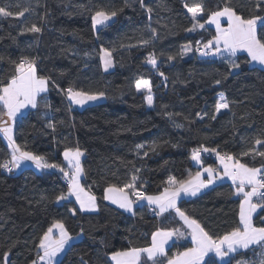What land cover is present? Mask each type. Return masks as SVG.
<instances>
[{
  "label": "trees",
  "instance_id": "trees-1",
  "mask_svg": "<svg viewBox=\"0 0 264 264\" xmlns=\"http://www.w3.org/2000/svg\"><path fill=\"white\" fill-rule=\"evenodd\" d=\"M5 2L12 5L14 13L29 5L33 10L23 17L0 18V57L4 58L0 60V80L7 81L14 71L10 61L28 56L38 58L39 74L51 77L58 86L49 83V91L42 96L51 107H43L41 100L39 109L29 111L15 125L14 138L26 145V150L62 167L64 150L79 147L85 155L83 185L96 195L99 211L78 212L72 217L69 209L78 208L74 201L55 203L54 197L67 191L61 173H37L31 168L6 173L0 168V264L5 251H9L10 264H31L39 238L56 219L64 220L74 237L84 229L80 240L63 255V264H81V258L87 264H112L114 251L150 246L157 228H180L174 215L158 218L142 205L129 216L102 199L109 184L130 182L134 166L141 169L136 173L138 187L142 183L148 195L161 192L170 177L184 180L195 174L200 167L193 163L191 152L201 145L233 154L249 167H264V157L256 154L264 151V146L255 144L256 139L264 140V71L245 63L249 57L244 53L237 54L241 64L238 75L229 74V65L220 57L192 56L193 51L180 55L189 41L195 47L196 41L206 42L215 35L214 29L206 27L186 31L193 21L184 3L198 0H144V8L138 0L127 4L125 0H0V4ZM224 2L203 0L200 22L207 19L209 11L222 9ZM231 2L245 17L264 15L255 8L256 0ZM100 6L122 11L109 27L95 31L88 9ZM33 23L42 28L40 33L21 34ZM149 26L156 29L158 39L152 40ZM258 35L264 32L258 29ZM143 40L152 43L145 47L140 43ZM101 47L112 51L109 72L102 68ZM150 52L157 55L158 69L146 62ZM169 55L175 59L169 61ZM159 72L165 74L166 81ZM140 79L151 82V107L144 99L146 92L135 88ZM69 86L105 95L101 102L78 110L60 91ZM220 94L230 108L216 113ZM166 113L174 115L170 119ZM49 118L56 125L55 132L47 127ZM177 123L183 127H176ZM153 141L161 145L155 152L148 147ZM138 144L145 145L139 155ZM249 150H253L250 155H240ZM9 158V148L0 135V163ZM201 166L215 168L216 162L204 159ZM233 193L229 184H221L194 200H181L178 206L210 234L220 236L239 225L240 198ZM254 223L259 226L260 219L255 217ZM186 246L173 245L167 256ZM261 251H244L231 264L258 261L254 254Z\"/></svg>",
  "mask_w": 264,
  "mask_h": 264
},
{
  "label": "snow or ice",
  "instance_id": "snow-or-ice-1",
  "mask_svg": "<svg viewBox=\"0 0 264 264\" xmlns=\"http://www.w3.org/2000/svg\"><path fill=\"white\" fill-rule=\"evenodd\" d=\"M125 2L127 4L128 0H125ZM138 2L142 8L146 7L144 0H138ZM184 7L191 13L193 21L192 26L186 31L195 32L198 28L204 29L205 24H209L215 25L216 33L206 42L196 41L195 47L189 41L188 44L182 46L181 56L192 51L198 52L203 57L210 54L219 56L229 65V74L238 75L241 64L237 62V53L245 52L249 57L245 63H255L260 66L261 71H264V35H258V29L264 32V15L256 14L245 17L234 10L231 0H225L222 9L209 11L207 19L201 23L198 17L205 11L203 0L193 2L191 5L185 2ZM11 8L10 3L0 4V18L23 17L25 13L33 10L31 5L15 13L11 11ZM255 8L258 13L264 12V0H256ZM88 11L91 13L92 27L98 31L100 27H109L113 18L118 15V11H122V9L109 11L100 6L96 7L95 10L89 8ZM152 11V8H147L149 14ZM222 17L226 18L227 27L221 26ZM41 31L42 28L33 23L30 27L23 28L21 34L24 32L40 33ZM150 31L152 32V40L158 39L156 29L150 27ZM152 40H143L140 43L147 47L152 43ZM100 52L102 53L100 59L103 62L105 71H107L112 66V51L101 47ZM86 55L88 54L86 53ZM3 59V57H0V60ZM167 59L171 61L175 57L169 55ZM157 60L155 52H150L146 58L147 64L155 69L159 67ZM10 63L14 66V71L7 81L0 80V133L7 141L10 158L0 163V168L11 173L30 162L40 170H58L67 181V191H61L60 194L56 195L54 202L57 204L62 202L72 203V198H74L79 207L69 209L72 217H76L78 212L91 213L99 211L96 195L90 190H86L81 183L82 177H85V170L81 164V157L84 152L79 147H68L64 150L63 157L67 161L66 170L60 164L49 162L46 156L28 151L26 145L22 146L17 143L13 135V129L23 117V110L28 108L39 109L41 100L44 101L43 107L50 108L51 105L42 94L49 91L50 82L53 86H58L55 85V81L51 80V77L39 74L38 58L36 57L21 56L18 61H10ZM159 75L164 77L165 81L167 80L163 72H159ZM215 83L219 85L221 81L217 79ZM135 88L137 92L146 90L147 95L144 96V99L150 107L153 106L151 82L147 79L137 80ZM60 91L64 93L70 105L81 107L89 101H96L105 95L103 92L90 93L72 86L60 89ZM229 108V101L223 94H220L215 104V112L220 113L222 109ZM166 114L170 119L174 115L173 113ZM203 118V116L200 117V119ZM212 119H216V115H213ZM173 122L175 123V121ZM47 127L51 128L53 132L56 130V125L50 118ZM176 127L180 128L183 125L177 123ZM164 143H167V141ZM255 144L264 146V140L256 139ZM160 146L157 141H153L148 147L150 151L155 152ZM175 146L173 145V147ZM135 148L137 155H139L140 150L145 148V145L138 144ZM202 152L215 153L222 166V172L212 167H206L203 168V173H207L206 178H202L203 173L200 171H197L195 175H189V178L184 180L170 177L167 186L159 194L148 195L141 190L142 183L138 187L140 178L136 173H139L141 169L134 166L135 171L130 182L123 186L109 184L104 188L102 199L117 205L126 212L135 215L134 205L142 206V202L146 201L148 206H154L153 211L156 216H164L166 213L169 216L174 214L173 218L178 217L183 222L181 227L185 228V231H181L180 228H157L151 235L150 246L144 248L131 247L126 250L112 252L110 261L113 264H145V261L150 262V264H164L165 260L166 264H231L236 255H242L247 250L255 252L256 248L262 250L258 261L238 260L236 264H264V167H249L233 154H221L217 149H209L203 145L192 150L191 159L199 164L202 159ZM252 152L253 150H249L242 152L240 155L248 156ZM256 154L264 157V151H259ZM143 155L148 156V151H145ZM224 178L231 180L235 189L233 195L242 197L239 204V225L223 235L213 236L196 219L191 218L185 210H182L178 206V201L182 197H196L203 189H208L216 181ZM41 199L45 200L47 197L42 196ZM254 216L260 219L259 226L254 223ZM83 233L84 229L81 228L77 237H74L66 227L64 220H53L51 226L39 238L36 245L37 256L36 259L31 261V264H63L59 257L66 251H70L73 242ZM186 233L191 238L192 247L186 248L175 256L167 257L165 246L174 237L180 239L185 237ZM209 254L214 255L210 256ZM205 257H208L207 261H205ZM3 264H10L9 251L3 253ZM81 264H87V262L81 258Z\"/></svg>",
  "mask_w": 264,
  "mask_h": 264
},
{
  "label": "crops",
  "instance_id": "crops-1",
  "mask_svg": "<svg viewBox=\"0 0 264 264\" xmlns=\"http://www.w3.org/2000/svg\"><path fill=\"white\" fill-rule=\"evenodd\" d=\"M226 21L227 20H224L223 22H222V24H225V25H227V23H226ZM213 25H209V24H205V27L206 28H212V29H214L213 27H212ZM214 31H215V29H214ZM215 33H216V31H215ZM238 53H244V54H246L247 55V53H245V52H238ZM237 53V54H238ZM219 56H217V58H218ZM260 68V67H259ZM101 102V101H100ZM70 103V102H69ZM72 106V105H71ZM72 108H73V106H72ZM84 108H86V107H84ZM84 108H82V109H84ZM82 109H78V110H82ZM28 110V109H27ZM31 110H33V109H29L26 113H28L29 111H31ZM25 113V114H26ZM24 114V115H25ZM23 115V116H24ZM1 135V134H0ZM1 137H2V135H1ZM3 138V137H2ZM4 140V139H3ZM5 142V141H4ZM6 144V143H5ZM10 151V150H9ZM85 157V155H83L82 157H81V164H82V160H83V158ZM63 162H64V164H65V169L67 170V164H66V161L64 160V157H63ZM214 162H216V161H214ZM201 163L202 162H200L199 164H196L197 165V167H200L199 168V170L198 171H200V172H202L203 173V168H206V167H203V166H201ZM27 168H31V167H29L28 165H24V166H22L20 169H15V172L17 171V172H19L21 169H27ZM215 169H217L218 171H221L222 172V166L220 165V162H219V160H217V162H216V167H215ZM35 171V170H34ZM46 172H58V173H61V172H59L58 170H53V171H46ZM62 174V173H61ZM192 175H195V174H192ZM207 177V173H203V175H202V178H206ZM189 178V177H188ZM62 179L64 180V182L67 184V181H66V179L65 178H63V174H62ZM83 181H84V177H82V179H81V183L83 184ZM221 184H229L233 189H234V187L232 186V182H231V180H229L228 178H224L223 180H218V181H216V183L214 184V185H212V186H210L208 189H203L202 191H201V193H199L196 197H182L181 198V200H194V199H196V198H198V197H200L202 194H204V193H206L207 191H209V190H211V189H213L214 187H216V186H218V185H221ZM246 190H250V189H246ZM234 191H235V189H234ZM159 194V193H158ZM156 195V194H155ZM235 197L236 198H242V197H240V196H236L235 195ZM181 200H179L178 201V203L181 201ZM73 201H74V198H73ZM75 202V201H74ZM106 203L108 204V205H110V206H112V207H114V208H116L117 210H119V211H121V212H123L124 214H126V215H129V216H133V214L132 213H130V212H126L124 209H120L117 205H113V204H111L110 202H108V201H106ZM76 204V203H75ZM77 205V207H79V205L78 204H76ZM142 205H146L149 209H150V213H153V215L155 216V217H158V218H161V217H163V216H156L155 215V213H154V211H153V208H154V206H148L147 205V202L145 201V202H142ZM136 205H134V208H133V211L135 212V209H136ZM240 211V210H239ZM87 213V212H86ZM92 213H96V212H91V214ZM152 215V214H151ZM165 215H169V214H164V216ZM174 215V214H173ZM176 219H177V221L178 222H180V224H181V226L183 225V222L182 221H180L179 220V218L178 217H175ZM254 218H255V216H254ZM180 229H181V231H185V228L184 227H180ZM173 241H175V243H173ZM185 244H187V246H186V248H188V247H192V244H191V238H190V236L189 235H187V233L185 234V237H183V238H180V239H177L176 237H174L173 238V240L172 241H169V243H168V245H166L165 246V248H166V252H167V255H168V251H169V249H171V247L173 246V245H184L185 246ZM185 248V249H186ZM184 249V250H185ZM184 250H182V251H175L174 252V254L172 255V256H175L177 253H179V252H183ZM210 256H212V255H214V254H209ZM168 257V256H167ZM170 258V257H169ZM208 259V257H205V261ZM218 259V258H217ZM112 263V262H111ZM145 264H150V262H147V261H145ZM164 264H166V260L164 261Z\"/></svg>",
  "mask_w": 264,
  "mask_h": 264
},
{
  "label": "rangeland",
  "instance_id": "rangeland-1",
  "mask_svg": "<svg viewBox=\"0 0 264 264\" xmlns=\"http://www.w3.org/2000/svg\"><path fill=\"white\" fill-rule=\"evenodd\" d=\"M224 20H226V18H221V26L222 27H227V25H225V24H222V22L224 21ZM226 23H227V21H226ZM214 29H215V25H213L212 26ZM101 28V27H100ZM99 28V29H100ZM95 31H97V30H95ZM215 31H216V29H215ZM189 53L190 52H188L187 53V55H189ZM102 55V54H101ZM193 55H195V52H193V54H192V56ZM210 58H217V56H213V55H210ZM102 61V60H101ZM250 66L251 67H260L259 65H257V64H255V63H253V64H250ZM102 68H103V71L104 72H109V71H111L112 70V66L110 67V68H108L107 69V71H105V69H104V65H103V62H102ZM141 91H145L146 92V95H147V91L146 90H141ZM46 93H44V94H42V95H45ZM103 100V97H101L100 99H98V100H96V101H89L88 103H86L83 107H81V106H79V105H72L73 106V108L74 109H82V108H84V107H87V106H91V105H95V104H97V103H99L100 101H102ZM149 106V105H148ZM150 107V106H149ZM30 108H28V110H29ZM27 109H25V110H23L24 111V114L28 111ZM223 110V109H222ZM221 110V111H222ZM14 129H15V126H14ZM14 129H13V135H14ZM1 135H2V137H3V139H4V141H5V143H6V145L8 146V144H7V141H6V139L4 138V136H3V134L2 133H0ZM9 148V147H8ZM10 150V149H9ZM204 160V159H203ZM217 160L218 159H216V162H217ZM201 162H202V160H201ZM193 163L196 165V164H198L197 162H195V161H193ZM66 164H67V161H66ZM25 165H28L29 167H31V169H33V170H35L37 173H42V172H46V171H53L54 169H48V170H40V169H37V168H35V166L34 165H32L30 162H28L27 164H25ZM72 200H73V198H72ZM106 202V201H105ZM153 215V214H152ZM80 240V236H78V238L73 242V244H75L76 242H78ZM65 254V253H64ZM64 254H62L60 257H59V259L61 260L62 259V257H63V255ZM259 254H260V252L258 253V254H254L255 255V258H258L259 257ZM245 261H248V260H245ZM249 262H251V261H249ZM112 264H113V262H112Z\"/></svg>",
  "mask_w": 264,
  "mask_h": 264
},
{
  "label": "built area",
  "instance_id": "built-area-1",
  "mask_svg": "<svg viewBox=\"0 0 264 264\" xmlns=\"http://www.w3.org/2000/svg\"><path fill=\"white\" fill-rule=\"evenodd\" d=\"M201 41V40H200ZM193 52H195V51H193ZM195 55L196 56H198V57H203V56H201L198 52H195ZM211 55V54H210ZM210 55L209 56H207V57H210ZM207 57H204V58H207ZM223 154H225V153H223ZM201 156H202V159L201 160H203V159H211L212 161H216V155H215V153H213V152H202L201 153ZM5 172L6 173H9V172H7L6 170H5ZM15 172V170L13 171V172H11V173H14ZM141 190L142 191H145L146 192V187L145 186H143L142 188H141ZM134 199V198H133ZM151 214H153V213H151Z\"/></svg>",
  "mask_w": 264,
  "mask_h": 264
}]
</instances>
